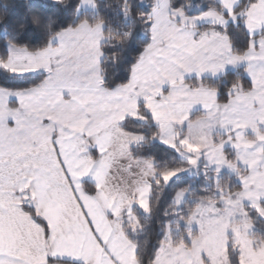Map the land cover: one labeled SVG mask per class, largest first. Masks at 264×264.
Returning a JSON list of instances; mask_svg holds the SVG:
<instances>
[{"label":"snow or ice","instance_id":"1","mask_svg":"<svg viewBox=\"0 0 264 264\" xmlns=\"http://www.w3.org/2000/svg\"><path fill=\"white\" fill-rule=\"evenodd\" d=\"M0 264H264V0L0 2Z\"/></svg>","mask_w":264,"mask_h":264},{"label":"trees","instance_id":"2","mask_svg":"<svg viewBox=\"0 0 264 264\" xmlns=\"http://www.w3.org/2000/svg\"><path fill=\"white\" fill-rule=\"evenodd\" d=\"M0 2H4V0H0ZM8 2H11V0H8ZM35 2H43V0H35Z\"/></svg>","mask_w":264,"mask_h":264},{"label":"crops","instance_id":"3","mask_svg":"<svg viewBox=\"0 0 264 264\" xmlns=\"http://www.w3.org/2000/svg\"><path fill=\"white\" fill-rule=\"evenodd\" d=\"M116 179H117V181L120 179V174L119 173L116 174Z\"/></svg>","mask_w":264,"mask_h":264}]
</instances>
